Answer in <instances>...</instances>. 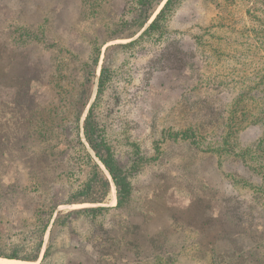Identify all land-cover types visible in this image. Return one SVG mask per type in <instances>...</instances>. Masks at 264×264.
<instances>
[{
	"label": "trees",
	"instance_id": "trees-1",
	"mask_svg": "<svg viewBox=\"0 0 264 264\" xmlns=\"http://www.w3.org/2000/svg\"><path fill=\"white\" fill-rule=\"evenodd\" d=\"M182 1L140 0L137 15L141 22L137 30L125 38L102 36L99 27L83 34L80 31L82 22L77 19L71 27L77 35L65 43L45 34L50 28L48 23L58 16L57 8L47 11L46 14L53 16L49 22L43 24L37 20L46 7H36L32 19L38 23L11 27L14 30L11 35L15 36L8 46L17 59H10V62L12 65L18 62L20 67L15 70L9 62L7 70L6 65L0 67V91L6 94V97H0V215L10 217L8 225L18 231L16 237L27 235L29 238L22 241L28 244L27 248L16 246L11 254L2 258L37 263L44 236L51 226L40 260L42 264L49 257L56 228L59 224L65 227V219L74 214L90 216L113 211L117 217L125 219V225L134 233L140 228L136 222L141 220L144 223L147 217L142 212L144 206L132 203L127 178L133 167L139 162L157 161L160 149L168 140L188 141L197 149L196 128L182 130L166 126L167 109L153 113L149 102L153 93L172 94L178 101L169 111L175 112L183 107L179 102L183 96L180 90L182 82H186V67L191 64L186 61L187 55L183 51L189 45L186 40L188 31L182 30L181 24L172 23V10L177 9ZM65 27L66 23L55 29L60 31ZM256 31L260 32L259 28ZM117 39L127 42L107 46L99 65L102 49ZM189 39L194 41L197 37L191 35ZM190 47L196 52L197 43L194 41ZM152 49L154 51L150 54ZM142 57L144 63L140 68L134 71L124 69L128 60ZM46 58L47 66L44 65ZM98 66L95 98L82 121L92 98ZM137 73L140 76L138 83L132 85ZM106 91L110 95L103 102ZM135 123L148 131V136H155L150 142L152 156H148L142 144L133 139L134 127L130 124ZM82 133L86 144L81 138ZM223 144L229 145V142L224 140ZM118 151H125V156ZM97 161L115 187L116 203L113 207L107 206L111 181ZM21 172L25 173V183H20ZM168 175H171L169 170L161 174L162 178ZM72 176L76 178L73 182L78 188L69 200L64 201L65 184ZM158 198L164 206L166 191H159ZM69 204L91 207L73 210L64 216L58 212L53 219L59 206ZM136 209L140 212L138 217L133 215ZM208 209L203 208L199 212L203 214L202 224L209 234L202 232L203 226L198 227L200 232L196 233L202 240L203 257H194L196 260L206 261L208 258L210 263L215 260L214 264H242L248 253L262 255L263 242L247 236L243 209H238L232 217L207 215ZM26 220L32 228L22 231L28 227V223L24 224ZM164 223L152 237H149L150 233L141 231V249L137 244L125 241L131 261L141 260V255H167L171 258L170 255L176 254L178 248L168 244L171 226ZM5 225V222H0L1 229ZM187 229H190L188 233H195L197 228L195 224H189ZM110 241L113 246L96 255L117 261L121 253L117 243L120 242L114 236ZM177 256L180 257V253Z\"/></svg>",
	"mask_w": 264,
	"mask_h": 264
},
{
	"label": "rangeland",
	"instance_id": "rangeland-1",
	"mask_svg": "<svg viewBox=\"0 0 264 264\" xmlns=\"http://www.w3.org/2000/svg\"><path fill=\"white\" fill-rule=\"evenodd\" d=\"M139 3L140 0H0V67L6 65L7 70L10 67L8 62L12 65L10 59H17L8 46L15 36L11 35L14 31L11 27L38 23L32 19L36 7H46L37 19L43 24L53 17L46 14L47 11L57 8L58 16L48 23L50 28L45 34L66 43L77 35V32L71 31L77 19L82 22L80 31L83 34H88L86 30L99 27L102 36H129L141 22L137 15ZM172 16L173 24L179 23L182 30L188 31L186 40L189 45L183 51L187 55L186 61L191 64L186 67V82H182L180 90L183 96L179 102L183 107L175 112L169 111L178 101L172 94L153 93L149 102L153 113L167 109L166 126L182 130L196 128L197 149L188 141L168 140L160 149L157 161L139 162L133 167L127 178L132 203L144 206L142 212L147 217L144 223L141 220L136 222L140 228L134 233L125 225V219L117 217L113 211L90 216L74 214L65 219V227L59 224L56 228L49 257L42 264H214L215 260L210 263L208 258L206 261L196 260L197 256L203 257L202 240L196 232L198 227L203 226L201 210L207 207V215L225 214L227 217L243 209L247 236L263 242V252L262 255L248 253L242 264H264V32L261 36L264 30V0H233V3L230 0H183L177 9L172 10ZM64 23L66 27L63 30L55 29ZM191 35L197 37L194 39L196 52L190 47L194 42L189 39ZM126 42L123 39L109 42L102 49L99 65L107 46ZM153 51L150 50V54ZM44 60L47 66L48 58ZM143 63V57L133 58L128 60L124 69L134 71ZM12 66L16 70L20 63L15 62ZM138 75H134L132 85L138 83ZM109 95L106 91L103 102ZM0 97H6L4 91H0ZM230 120L233 121L231 128V123L227 124ZM130 125L134 127L133 139L142 144L148 156H152L150 142L155 136H148V131L137 123ZM224 140L229 145H224ZM118 152L125 156V151ZM165 170H169L170 177L162 178ZM74 178L68 177L62 194L64 201L77 191ZM19 179L20 183H25L24 172L19 174ZM161 190L166 191L164 206L158 198ZM107 206H115L112 205L111 195ZM88 207L91 206L61 205L53 219L58 212L64 216L67 212ZM139 214L137 209L133 212L136 217ZM9 220V216L0 215V222L6 224L0 228V264H28L2 258L11 254L16 246L28 247L22 241L29 236L16 237L18 231L8 225ZM163 222L171 226L168 244L178 248L175 253H180V257L176 254L170 255L171 258L167 255H141V260L131 261L125 241L137 244V248L141 249V231L150 233L149 237H152ZM26 223L28 227L22 231L31 230L30 222L26 220ZM189 224H195V233L187 232ZM50 227L44 236L42 255ZM202 232H208L206 226ZM112 236L120 242L117 243L121 251L117 261L96 255L113 246L110 241ZM35 264H40V260Z\"/></svg>",
	"mask_w": 264,
	"mask_h": 264
},
{
	"label": "water",
	"instance_id": "water-1",
	"mask_svg": "<svg viewBox=\"0 0 264 264\" xmlns=\"http://www.w3.org/2000/svg\"><path fill=\"white\" fill-rule=\"evenodd\" d=\"M153 19V18H152ZM148 25V24H147ZM147 27V26H146ZM145 29V28H144ZM141 33V32H140ZM99 69H100V67H99ZM98 75H99V72H97V79H96V81H95V85H94V88H95V91H93V94H92V98H91V100H90V103H89V105H88V107H87V109H86V111H85V113H84V115H83V117H82V121H83V119H84V116H85V114H86V112H87V110H88V108L90 107V105H91V103L93 102V99H94V97H95V92H96V88H97V81H98ZM82 121H81V123H82ZM82 136H83V133H82ZM83 142H85V139H84V136H83ZM85 144H86V142H85ZM88 147V146H87ZM89 148V147H88ZM90 150V149H89ZM91 151V150H90ZM91 154H93L92 153V151H91ZM93 156H94V154H93ZM98 162V161H97ZM101 164V163H100ZM103 170H105L104 169V167H103ZM105 172H106V170H105ZM108 174V173H107ZM107 177L109 178V180L111 181V184H113L112 183V180H111V178H110V176H109V174L107 175ZM40 257H42V253H41V255H40Z\"/></svg>",
	"mask_w": 264,
	"mask_h": 264
},
{
	"label": "bare ground",
	"instance_id": "bare-ground-1",
	"mask_svg": "<svg viewBox=\"0 0 264 264\" xmlns=\"http://www.w3.org/2000/svg\"><path fill=\"white\" fill-rule=\"evenodd\" d=\"M81 138L83 139V136H81ZM90 151V150H89ZM91 153V151H90ZM99 163V162H98ZM100 167L103 169V166L99 163ZM105 171V170H104ZM106 175L107 172H106ZM111 197H112V205H114L116 203V191H115V187L113 184H111ZM43 249V248H42Z\"/></svg>",
	"mask_w": 264,
	"mask_h": 264
},
{
	"label": "crops",
	"instance_id": "crops-1",
	"mask_svg": "<svg viewBox=\"0 0 264 264\" xmlns=\"http://www.w3.org/2000/svg\"><path fill=\"white\" fill-rule=\"evenodd\" d=\"M39 260H41V257H40V259Z\"/></svg>",
	"mask_w": 264,
	"mask_h": 264
}]
</instances>
